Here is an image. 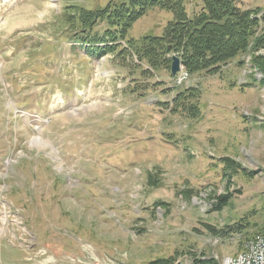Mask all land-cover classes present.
Wrapping results in <instances>:
<instances>
[{
	"label": "rangeland",
	"instance_id": "rangeland-1",
	"mask_svg": "<svg viewBox=\"0 0 264 264\" xmlns=\"http://www.w3.org/2000/svg\"><path fill=\"white\" fill-rule=\"evenodd\" d=\"M109 2L0 0V264L242 253L264 234V48L174 86L135 55L98 58L71 39L70 7ZM239 5L264 13V0ZM173 20L151 9L127 40L160 37ZM190 87L198 118L170 109ZM177 151L182 167L160 171Z\"/></svg>",
	"mask_w": 264,
	"mask_h": 264
},
{
	"label": "trees",
	"instance_id": "trees-1",
	"mask_svg": "<svg viewBox=\"0 0 264 264\" xmlns=\"http://www.w3.org/2000/svg\"><path fill=\"white\" fill-rule=\"evenodd\" d=\"M239 2L240 0H110L105 9L70 7L65 18L69 31L73 33L71 39L86 48L91 47L88 51L98 58L107 54H117L118 57L135 55L140 64L146 65L151 73L165 70L170 74L172 58L178 57L190 75H215L237 56L264 48V27H261L264 14L259 15L260 10L242 9ZM154 8L170 12L174 16L163 35L146 36L138 42L128 41L127 35L134 23ZM99 27H103L102 34L97 31ZM121 41H127L129 46H120ZM261 66L264 72V65ZM148 70H142L141 73ZM198 98L199 91L190 87L175 95L170 109L198 118V109L191 104V101H197ZM224 160L228 170L234 169L235 163L231 159ZM227 198L229 199L221 198L219 206L224 207L228 202ZM160 205L163 203L155 208ZM178 259L179 256L175 254L149 264H176ZM191 264L219 262L215 258H194Z\"/></svg>",
	"mask_w": 264,
	"mask_h": 264
},
{
	"label": "built area",
	"instance_id": "built-area-1",
	"mask_svg": "<svg viewBox=\"0 0 264 264\" xmlns=\"http://www.w3.org/2000/svg\"><path fill=\"white\" fill-rule=\"evenodd\" d=\"M189 76L188 72L181 67L180 72L174 77L173 84L181 86L186 83V78ZM248 240H255V247H248ZM217 240L212 242L216 246ZM244 246L243 259H236V255L224 257L220 264H264V237L262 234L254 235L246 239Z\"/></svg>",
	"mask_w": 264,
	"mask_h": 264
},
{
	"label": "crops",
	"instance_id": "crops-1",
	"mask_svg": "<svg viewBox=\"0 0 264 264\" xmlns=\"http://www.w3.org/2000/svg\"><path fill=\"white\" fill-rule=\"evenodd\" d=\"M166 111H169V110H166ZM161 112L163 113L164 110H162ZM127 125H129V124H127ZM184 138L193 139L194 138V134L187 135ZM159 161H160L159 162V166L160 167L162 166L161 164H163L165 166V168L164 167H161V168L159 167L160 171L164 172V171L167 170V171L175 172L177 170L176 167H182V163H185V156L183 157L181 152L179 153L177 151V153L170 155L169 158H163V159H160Z\"/></svg>",
	"mask_w": 264,
	"mask_h": 264
},
{
	"label": "water",
	"instance_id": "water-1",
	"mask_svg": "<svg viewBox=\"0 0 264 264\" xmlns=\"http://www.w3.org/2000/svg\"><path fill=\"white\" fill-rule=\"evenodd\" d=\"M180 66H181L180 59L178 57H173L171 68H170L171 76H175L179 72Z\"/></svg>",
	"mask_w": 264,
	"mask_h": 264
},
{
	"label": "bare ground",
	"instance_id": "bare-ground-1",
	"mask_svg": "<svg viewBox=\"0 0 264 264\" xmlns=\"http://www.w3.org/2000/svg\"><path fill=\"white\" fill-rule=\"evenodd\" d=\"M188 77L189 76H187V78H186V83L189 81ZM37 142H38L37 139H33L32 144L36 146ZM262 236L264 237V234ZM248 247H255V240H251V241L249 240L248 241ZM243 249H244V246H243ZM243 253H244V251L242 253L240 252V253L236 254V259H243ZM177 264H181V263L180 262H177Z\"/></svg>",
	"mask_w": 264,
	"mask_h": 264
}]
</instances>
